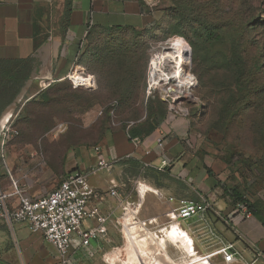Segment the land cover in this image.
I'll return each mask as SVG.
<instances>
[{
	"label": "rangeland",
	"instance_id": "rangeland-1",
	"mask_svg": "<svg viewBox=\"0 0 264 264\" xmlns=\"http://www.w3.org/2000/svg\"><path fill=\"white\" fill-rule=\"evenodd\" d=\"M142 2L155 16L149 27L135 31L93 28L83 41L77 64L93 77L90 89L64 79L41 88L38 81L32 83L39 71L34 61L0 66V123L3 113L12 114L0 131V181L5 173L10 176L6 163L25 157L26 144L59 141L32 149L38 163H58L67 146L75 151L94 150L107 128L159 127L174 106L189 113L185 119L190 139L217 177L219 188L235 191L264 221V0ZM55 25L63 35L65 24L60 20ZM173 37L183 39L190 49L192 99L180 103L173 101L172 85L165 86V92L157 86L148 94L152 48ZM113 110L117 119L110 115ZM113 122L120 124L114 127ZM129 173L136 179L128 182L122 194L136 201L138 194L130 191L134 183L153 172L132 164ZM150 212L143 206L139 219ZM168 220L163 221L169 224ZM18 228L26 232L17 236L16 226L0 224V230L9 234L0 247V264H61L58 253L40 234ZM171 232L169 228L165 237L154 234L177 244ZM186 256L189 259L182 264L201 260ZM143 263L150 264L140 262L121 233L93 259L76 264Z\"/></svg>",
	"mask_w": 264,
	"mask_h": 264
},
{
	"label": "crops",
	"instance_id": "crops-1",
	"mask_svg": "<svg viewBox=\"0 0 264 264\" xmlns=\"http://www.w3.org/2000/svg\"><path fill=\"white\" fill-rule=\"evenodd\" d=\"M65 1L0 0V66L1 63L34 61L39 71L32 83L38 81L41 88H45L55 80L65 79L77 65V55L89 29L122 27L128 31L142 30L149 27L155 18L142 0H74L70 24L61 35L55 22L57 24L62 21ZM11 116L10 112L2 114L0 131L9 123ZM104 133L101 144L94 150L75 151L67 146L60 153L61 161L58 163H38L37 153L32 149L44 143L56 144L59 141L26 144L25 157L17 162L12 159L6 163L5 168L10 176L5 173L0 181L1 190L11 188L12 178L21 183L27 182L28 195L41 197L51 193L71 171L89 173L101 161L109 164L107 168H100L97 174L88 176L89 185L103 196L102 199H93L91 206H97L103 214L111 213L107 224L108 235L92 242L90 257L82 256L79 250H73L70 264H76L77 260L93 259L107 244L117 240L118 234L122 233L117 220L122 216L127 203L138 205L134 222H142L148 230L160 237L167 235L172 221L179 222L193 240L195 253L191 258H202L220 246L234 245L239 254V260L234 264H264V225L253 214L246 219L234 212L227 189L224 191L219 188L217 177L209 170L206 159L190 139V127L185 117L168 116L162 125L143 139L130 140L128 130L124 129L107 128ZM161 139L162 145L159 143ZM164 160L168 166L160 171ZM132 164L153 172L152 176L140 178L134 183L130 191L138 194L136 201L122 194L128 188V182L136 179L135 175L129 173ZM162 179L171 182L163 183ZM136 184L138 187H135ZM142 187H146L145 197L140 193ZM112 189L119 192L118 199L109 195ZM170 198L195 202L204 198L212 204L214 210L206 215L199 214L184 223L174 217L172 212L177 203L170 202ZM143 206L151 212L145 213L143 220H140ZM168 218L169 224L163 221ZM0 224L5 223L0 221ZM95 225L96 221L84 223L85 228ZM14 226L17 227V236L26 232L20 231L19 226L29 229L22 224ZM38 234L43 237L41 233ZM8 240L9 234L0 230V247ZM75 242L77 244L79 240ZM166 243L167 253L175 264L185 263L189 259L182 245L180 247L168 239ZM19 246L22 247L21 243ZM10 255L15 258L13 253ZM209 261L211 264H226L220 256Z\"/></svg>",
	"mask_w": 264,
	"mask_h": 264
},
{
	"label": "built area",
	"instance_id": "built-area-1",
	"mask_svg": "<svg viewBox=\"0 0 264 264\" xmlns=\"http://www.w3.org/2000/svg\"><path fill=\"white\" fill-rule=\"evenodd\" d=\"M146 3L155 6L150 1H146ZM160 48V45L152 48L153 55L149 63V75L152 59L154 56L157 57ZM165 70L169 73L167 69ZM77 73L83 77L85 82H76L74 76ZM163 78L165 80V76ZM64 80L70 81L75 87L90 89L93 86V77L84 74V69L78 64L74 66ZM168 82L165 80L161 83L168 86ZM188 99H192V94L182 100ZM170 111L172 112L171 115L174 116L186 118L189 115L187 111L177 109L174 106ZM111 116L113 119L115 118V110L111 112ZM113 126L118 127L119 124L113 122ZM159 143L162 145V139ZM108 165V163L101 161L98 167L91 168L89 173L79 170L71 171L65 175L51 193L41 197L28 195V183H21L12 178L9 190L0 189V221L11 226L26 225L32 232L41 233L45 241L56 249L61 264L71 263L72 255H74L73 250H79L82 256H92V242L104 239L108 235L107 224L110 221L111 213L103 214L97 206H91L93 199H102L103 196L89 185L88 176L97 174L100 168H107ZM167 166L168 163L164 160L159 170L162 171ZM227 191L231 196L234 212L246 219L250 218L252 213L248 206L234 198L230 189ZM109 195L116 199L120 197L116 189L110 190ZM169 201L177 203V207L172 213L176 219L182 221H188L199 214L206 215L214 210L212 204L204 198L199 202L188 199L175 200L174 198H170ZM137 207L138 205L135 203H127L122 216L117 220L123 235L129 227L126 220L130 218V214ZM89 220L96 221L97 225L85 228L84 223ZM76 239L79 240L77 244ZM217 256L222 257L226 264H234L239 260V254L234 245L220 246L200 259L201 261L211 260Z\"/></svg>",
	"mask_w": 264,
	"mask_h": 264
},
{
	"label": "bare ground",
	"instance_id": "bare-ground-1",
	"mask_svg": "<svg viewBox=\"0 0 264 264\" xmlns=\"http://www.w3.org/2000/svg\"><path fill=\"white\" fill-rule=\"evenodd\" d=\"M160 47L157 57L154 56L152 59L148 94L151 95L157 86L165 92V85H162L161 82L168 80V84H172L170 92L173 93L175 102L180 103L183 98H187L192 94L188 91L193 82V78L189 73L190 49L184 40L179 37H173L161 43ZM165 69H169V73ZM163 76H165V80ZM74 79L76 82H85L78 73L75 74ZM145 188L142 187L140 190L142 197H145ZM136 213L137 209L132 211L127 221L129 227L125 235L140 262L142 263L145 260L150 264H175L167 253V243L160 240L154 233L149 232L142 222H133ZM131 222H133L132 225H130ZM170 229H172L170 236L180 247L181 245L184 247L185 255L193 257L195 253L193 241L180 228V223L172 221ZM192 261L195 262L194 264H211L209 260L201 261L194 258Z\"/></svg>",
	"mask_w": 264,
	"mask_h": 264
},
{
	"label": "trees",
	"instance_id": "trees-1",
	"mask_svg": "<svg viewBox=\"0 0 264 264\" xmlns=\"http://www.w3.org/2000/svg\"><path fill=\"white\" fill-rule=\"evenodd\" d=\"M73 1H74V0H66V1H65V9H64L63 17H62V22L65 24L64 30H66V29H67V26L70 24L71 14H72V5H73ZM92 29H93V28L89 29V31H88V33H87V37H88V35L91 33ZM104 29L128 31V30H126L125 28H122V27L104 28ZM87 37H86V38H87ZM6 64H8V63H6ZM1 65H4V64L1 63ZM84 74H85V73H84ZM86 75H88V74H86ZM115 113H116V111H115ZM110 115H111V114H110ZM115 119H117L116 115H115ZM119 124H120V123H119ZM133 125H134V124H130V125L127 126V129H126V128L124 129V130H128V134H129V136H130V140L135 139V138L143 139V138H145L146 136H149V135H150V134H151V133L157 128V127H155V128H150V129H148V130H142V129H140V128H139V129H132V128H133ZM230 190H231V189H230ZM231 192H232V195L234 196V198H236L238 201H242V202H244V203L248 206L250 212H251L254 216H256V217L262 222V224L264 225V221L261 220V219L257 216V214H255V212L250 208L249 204H248L246 201H244V200L242 199V197H241L239 194H237L235 191H232V190H231Z\"/></svg>",
	"mask_w": 264,
	"mask_h": 264
}]
</instances>
